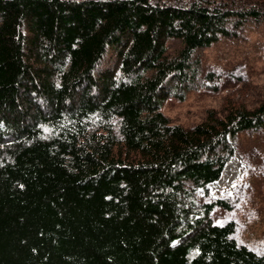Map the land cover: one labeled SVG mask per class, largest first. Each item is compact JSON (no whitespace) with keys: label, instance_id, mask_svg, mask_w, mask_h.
<instances>
[{"label":"trees","instance_id":"16d2710c","mask_svg":"<svg viewBox=\"0 0 264 264\" xmlns=\"http://www.w3.org/2000/svg\"><path fill=\"white\" fill-rule=\"evenodd\" d=\"M249 18L264 0H0V264H264L198 198L264 102L190 127L160 109Z\"/></svg>","mask_w":264,"mask_h":264},{"label":"rangeland","instance_id":"374dc122","mask_svg":"<svg viewBox=\"0 0 264 264\" xmlns=\"http://www.w3.org/2000/svg\"><path fill=\"white\" fill-rule=\"evenodd\" d=\"M165 44L168 54L182 46L174 36ZM193 58L197 61L187 80H174L161 103L172 122L190 127L204 119L208 108L224 112L229 101L249 108L264 102V20L247 19L235 34L197 47ZM235 145L220 179L210 184V194L198 198H224L230 207L216 205L212 221L234 220V237L264 254V125L239 131Z\"/></svg>","mask_w":264,"mask_h":264}]
</instances>
